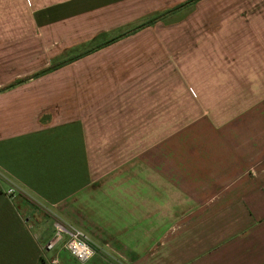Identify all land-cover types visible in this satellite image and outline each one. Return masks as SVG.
Returning <instances> with one entry per match:
<instances>
[{"label": "crops", "instance_id": "0c3cea01", "mask_svg": "<svg viewBox=\"0 0 264 264\" xmlns=\"http://www.w3.org/2000/svg\"><path fill=\"white\" fill-rule=\"evenodd\" d=\"M189 1L0 0V264H264V0Z\"/></svg>", "mask_w": 264, "mask_h": 264}, {"label": "built area", "instance_id": "2783aa9c", "mask_svg": "<svg viewBox=\"0 0 264 264\" xmlns=\"http://www.w3.org/2000/svg\"><path fill=\"white\" fill-rule=\"evenodd\" d=\"M14 192L13 188H9L6 194L12 197ZM64 236L66 239L63 241V248L80 264L87 263L96 254V247L86 234L76 228L66 227L60 222L54 224L53 237L46 243L44 249L47 251L52 250L57 243L63 240ZM53 264H56V261Z\"/></svg>", "mask_w": 264, "mask_h": 264}, {"label": "trees", "instance_id": "16d2710c", "mask_svg": "<svg viewBox=\"0 0 264 264\" xmlns=\"http://www.w3.org/2000/svg\"><path fill=\"white\" fill-rule=\"evenodd\" d=\"M195 1H197V0H190V1H189L188 3H186V4H190V3H193V2H195ZM183 6H184V5H181L180 7H177L176 9H173V10H177V9L183 7ZM173 10H172V11H173ZM170 12H171V11H169L168 13H170ZM168 13H166V14H168ZM166 14H164V15H166ZM161 16H163V15H161ZM159 18H160V17H158V18L156 17V18H154V19H151V20L148 21L147 23H145V24L139 26L138 28H136V29H134V30H132V31H129V32L126 33V34L132 33L133 31H135V30H137V29H140V28H142V27H144V26L151 25V24H153L154 22H156ZM124 35H125V34H124ZM124 35H121L120 37H122V36H124ZM116 39H117V38H116ZM116 39H113V40H111L110 42L115 41ZM62 64H63V63H62ZM62 64H58V65H56V66L50 68L49 70H53V69H55V68L61 66ZM49 70H48V71H49Z\"/></svg>", "mask_w": 264, "mask_h": 264}, {"label": "rangeland", "instance_id": "374dc122", "mask_svg": "<svg viewBox=\"0 0 264 264\" xmlns=\"http://www.w3.org/2000/svg\"><path fill=\"white\" fill-rule=\"evenodd\" d=\"M7 195V194H6ZM50 239H52V236H51V238Z\"/></svg>", "mask_w": 264, "mask_h": 264}]
</instances>
